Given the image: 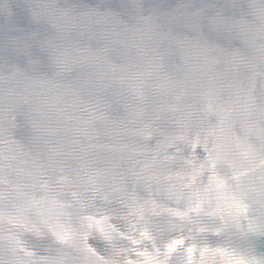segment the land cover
I'll return each instance as SVG.
<instances>
[{
    "label": "water",
    "instance_id": "95a60500",
    "mask_svg": "<svg viewBox=\"0 0 264 264\" xmlns=\"http://www.w3.org/2000/svg\"><path fill=\"white\" fill-rule=\"evenodd\" d=\"M0 264H264V0H0Z\"/></svg>",
    "mask_w": 264,
    "mask_h": 264
}]
</instances>
